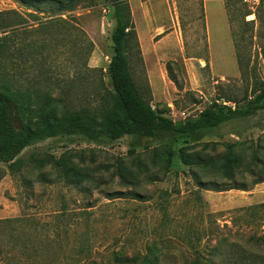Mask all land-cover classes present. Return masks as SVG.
I'll return each instance as SVG.
<instances>
[{
  "label": "rangeland",
  "instance_id": "obj_1",
  "mask_svg": "<svg viewBox=\"0 0 264 264\" xmlns=\"http://www.w3.org/2000/svg\"><path fill=\"white\" fill-rule=\"evenodd\" d=\"M224 1L242 69L228 54V24L211 16L207 36L204 0H128L137 32L131 75L176 121L215 101L234 106L264 79V0ZM114 29L112 0H0L8 34L0 79L46 113L103 109L118 118L108 71ZM233 143L247 159L264 147V110L185 139L59 136L28 147L22 156L51 163L30 162L17 174L0 163V264H264V187L259 201L248 198L264 181L237 174L245 190H207L199 181L234 184L178 158L182 147L214 154ZM55 157L95 174L70 184Z\"/></svg>",
  "mask_w": 264,
  "mask_h": 264
},
{
  "label": "trees",
  "instance_id": "obj_2",
  "mask_svg": "<svg viewBox=\"0 0 264 264\" xmlns=\"http://www.w3.org/2000/svg\"><path fill=\"white\" fill-rule=\"evenodd\" d=\"M112 5L115 12V29L112 34L114 54L108 71L114 90L111 93L112 100L121 116L113 118L103 109L98 112L81 109L62 115L46 113L45 107H34L32 97L13 89L8 80L0 79V163H6L12 174L21 172L30 162L40 168L51 163L49 159H41L36 155H31L30 158L22 156L28 147L49 138L78 136L98 142L116 141L126 135L155 137L158 134H173L179 139H185L192 133L215 129L225 122L246 118L264 110V79L252 85V97L246 94V100L237 102L234 106L220 101L212 102L198 115L185 120L176 121L165 112L154 108L150 100L144 98L137 88L129 69L128 43L132 37L137 38L129 2L112 0ZM245 12L244 16L252 13ZM7 38L8 34L2 35L0 32V51ZM235 48L238 64L242 69L241 54L237 52V45ZM185 148L188 146L178 150V158L183 163L214 173L234 184L211 183L210 187H205L199 181L201 188L216 191L245 190V184L236 180L237 174L245 176V173L258 176L255 184L264 181V147L259 150L251 148L252 154L248 159L247 148L236 150L234 143L227 145L224 152L214 154L199 150L187 152ZM53 164L66 181L76 186H81L95 174L92 169H83L82 165L73 163L69 158L55 157ZM6 220L19 221L24 218ZM146 261L148 260L145 259L144 262Z\"/></svg>",
  "mask_w": 264,
  "mask_h": 264
},
{
  "label": "crops",
  "instance_id": "obj_3",
  "mask_svg": "<svg viewBox=\"0 0 264 264\" xmlns=\"http://www.w3.org/2000/svg\"><path fill=\"white\" fill-rule=\"evenodd\" d=\"M204 5H205V20H206V27H207V36L210 35V33H211L210 28H209V18L211 16L215 17V19L221 20L222 25L224 23L228 24L227 26H228V30H229L230 40L232 42V49H230V47L228 46L227 50L229 51L228 54H229V56H231V59H232V55H234L236 62H237V56H236L235 47L233 44V38H232L231 29H230V25H229V19H228L225 1L224 0H204ZM208 43L210 46L209 38H208ZM210 59H211V57H210ZM262 187H264V184L260 185L253 192H251L249 194L248 198L251 200L250 203L257 202L262 198V195L257 193V191H258L257 189L262 188Z\"/></svg>",
  "mask_w": 264,
  "mask_h": 264
}]
</instances>
